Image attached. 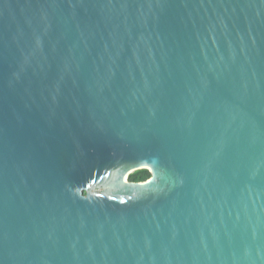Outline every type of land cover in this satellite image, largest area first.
I'll return each instance as SVG.
<instances>
[{
    "label": "water",
    "instance_id": "1",
    "mask_svg": "<svg viewBox=\"0 0 264 264\" xmlns=\"http://www.w3.org/2000/svg\"><path fill=\"white\" fill-rule=\"evenodd\" d=\"M0 264H264V0H0Z\"/></svg>",
    "mask_w": 264,
    "mask_h": 264
},
{
    "label": "trees",
    "instance_id": "2",
    "mask_svg": "<svg viewBox=\"0 0 264 264\" xmlns=\"http://www.w3.org/2000/svg\"><path fill=\"white\" fill-rule=\"evenodd\" d=\"M150 179V172L149 171H140L135 174H133L129 180L130 182H145Z\"/></svg>",
    "mask_w": 264,
    "mask_h": 264
}]
</instances>
